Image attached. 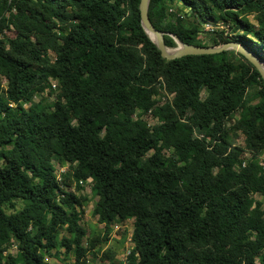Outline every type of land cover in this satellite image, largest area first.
Masks as SVG:
<instances>
[{
	"label": "trees",
	"instance_id": "obj_1",
	"mask_svg": "<svg viewBox=\"0 0 264 264\" xmlns=\"http://www.w3.org/2000/svg\"><path fill=\"white\" fill-rule=\"evenodd\" d=\"M139 6L0 0V264H49L51 251L87 264L128 220L126 264H264V80L234 51L164 59ZM149 15L185 44L238 42L264 61V0H151ZM208 22L232 37L205 43ZM52 82L54 102H35ZM88 179L104 239L81 224ZM101 261L123 264L110 250Z\"/></svg>",
	"mask_w": 264,
	"mask_h": 264
},
{
	"label": "rangeland",
	"instance_id": "obj_2",
	"mask_svg": "<svg viewBox=\"0 0 264 264\" xmlns=\"http://www.w3.org/2000/svg\"><path fill=\"white\" fill-rule=\"evenodd\" d=\"M174 11H176V8L174 7L173 9ZM250 20L254 22L253 17L250 16ZM192 21L193 24H197V18L196 17H192ZM209 23V22H208ZM206 23V24H208ZM216 23L217 26L219 25L218 22H213ZM225 26H228V24L223 23ZM205 25V24H204ZM204 25H203V30H204ZM215 26V25H214ZM221 30H216L214 32H208L206 33L205 31V37L203 38V41L205 43L210 44L211 43V37L212 35L216 34V32H220ZM229 35L231 34V29L229 28ZM8 37L14 38L15 37V33L13 31H9L6 33ZM224 37H232V36H227L224 33V36L222 37L224 39ZM178 47V45H177ZM176 47V48H177ZM176 48H170V49H176ZM51 58L54 59L55 56L54 54L51 53ZM53 84L56 82H52ZM3 84L4 86L7 85V81L4 79L3 80ZM57 84V83H56ZM58 89V87L56 89L53 88V90H55L54 94H51L50 91H46L40 95H36V97L34 98L35 102H39L40 100H42L45 104H51L52 102H54L55 98H56V94L58 93L56 90ZM253 90L251 89L249 91V93H252ZM159 98L161 103H164L166 100H172L173 99V95H168L163 89L159 92ZM25 107H29V104L25 105ZM236 118H234L231 122L234 123ZM146 120L148 121V123L150 125H154L156 123V120L152 119L150 116L146 117ZM244 142V138L242 136L239 137L237 143L239 145H243ZM243 160H249L250 158H252V154L250 152H245L242 156ZM260 161L262 159V162L264 163V153L259 155ZM53 164L56 168V175L58 177V179H63L64 178V174H66V172L68 171V167L67 166H59L58 162L56 160L53 161ZM264 169V168H263ZM68 190L74 191V187H68ZM78 195L81 196H86L89 198L88 203L86 204L85 208H84V214L82 216V221L81 224L82 226L87 230H93L95 229L96 232L98 234H101V236L103 237V239L106 237V229H105V225L104 224H100L98 222V218L95 217L93 215V210L94 207L96 205V202L98 200V198L96 196H94L92 194V182L84 181L83 185H82V189L80 191H78ZM257 200H261L264 204V197H260L258 195H256ZM18 207H21V203L18 202ZM134 232V220H128L127 222L124 223H113L111 226V232L109 235V239L107 241H104L103 244H101V252L98 255L99 257L94 258L92 256H88L87 259V264H101V256L103 255L104 252L110 250L112 252V255H114V258L117 262H122L123 264L127 263V257L133 247V243H132V235ZM16 252V248H10V250L8 251V253H15ZM55 251H51V253H46V261L49 264H75V257L71 256L69 261L67 263H62L64 254L63 252L61 253L62 255H60L58 258L55 257L54 255ZM51 254V255H50ZM108 262V261H106Z\"/></svg>",
	"mask_w": 264,
	"mask_h": 264
},
{
	"label": "water",
	"instance_id": "obj_3",
	"mask_svg": "<svg viewBox=\"0 0 264 264\" xmlns=\"http://www.w3.org/2000/svg\"><path fill=\"white\" fill-rule=\"evenodd\" d=\"M151 0H140V16L141 24L145 33L149 36L152 42L157 46L161 52V56L167 60H176L186 56H198V55H214L225 51H234L244 56L260 73L264 80V61L256 56L247 46L238 42H229L215 47H203L196 45H188L183 43L177 35L156 29L153 25L150 15ZM165 36L172 37L177 43L176 49H170L166 46Z\"/></svg>",
	"mask_w": 264,
	"mask_h": 264
},
{
	"label": "built area",
	"instance_id": "obj_4",
	"mask_svg": "<svg viewBox=\"0 0 264 264\" xmlns=\"http://www.w3.org/2000/svg\"><path fill=\"white\" fill-rule=\"evenodd\" d=\"M171 12H173L174 10H170ZM218 26H217V24L216 23H213V22H209L208 24H205L204 25V30H203V32L205 31L206 33H210V32H214V31H218V30H222V31H224V33L227 35V36H232V33L229 35V33H230V31H229V25L228 26H225L224 24H223V22H218ZM215 25V26H214ZM204 32V33H205ZM53 88L54 89H56L57 88V84L56 83H54L53 84ZM25 105H27V104H25ZM11 106H13V105H11ZM248 164V160H245L244 161V163H243V167H245L246 165ZM260 165L264 168V163L262 162V159H261V162H260ZM85 181H87V180H85ZM88 181L89 182H92V180L91 179H88ZM83 182L84 181H81L80 182V184L81 185H83Z\"/></svg>",
	"mask_w": 264,
	"mask_h": 264
}]
</instances>
